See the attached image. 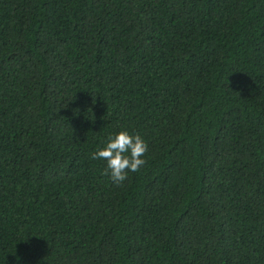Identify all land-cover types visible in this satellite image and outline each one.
<instances>
[{
	"label": "trees",
	"instance_id": "16d2710c",
	"mask_svg": "<svg viewBox=\"0 0 264 264\" xmlns=\"http://www.w3.org/2000/svg\"><path fill=\"white\" fill-rule=\"evenodd\" d=\"M0 264H264V0H0Z\"/></svg>",
	"mask_w": 264,
	"mask_h": 264
},
{
	"label": "clouds",
	"instance_id": "9594fccd",
	"mask_svg": "<svg viewBox=\"0 0 264 264\" xmlns=\"http://www.w3.org/2000/svg\"><path fill=\"white\" fill-rule=\"evenodd\" d=\"M148 151L149 145L139 133L125 130L109 136L106 145L93 152L91 158L105 161L102 175L120 187L129 179V172H138L147 163Z\"/></svg>",
	"mask_w": 264,
	"mask_h": 264
}]
</instances>
